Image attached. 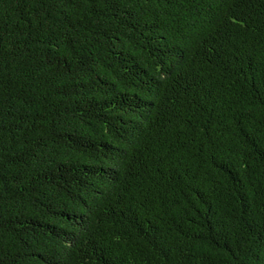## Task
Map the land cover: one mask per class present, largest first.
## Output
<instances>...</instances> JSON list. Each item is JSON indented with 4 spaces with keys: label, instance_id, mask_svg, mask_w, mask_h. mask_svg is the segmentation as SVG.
<instances>
[{
    "label": "trees",
    "instance_id": "obj_1",
    "mask_svg": "<svg viewBox=\"0 0 264 264\" xmlns=\"http://www.w3.org/2000/svg\"><path fill=\"white\" fill-rule=\"evenodd\" d=\"M0 264H264V0H0Z\"/></svg>",
    "mask_w": 264,
    "mask_h": 264
}]
</instances>
